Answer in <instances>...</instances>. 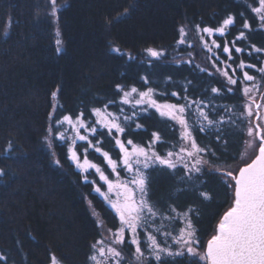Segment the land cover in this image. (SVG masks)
<instances>
[{
	"label": "trees",
	"instance_id": "16d2710c",
	"mask_svg": "<svg viewBox=\"0 0 264 264\" xmlns=\"http://www.w3.org/2000/svg\"><path fill=\"white\" fill-rule=\"evenodd\" d=\"M249 5L255 6V0H58L57 16L53 17L49 0H0V168L6 172L0 176V255L7 257L0 264H48L50 252L64 257L63 264H88L90 245L101 231L86 197L108 227L117 224L114 210L74 169L66 147L59 146V141L55 160L60 164L52 158L44 142L52 111L51 93L59 89L57 102L63 109H57V116L75 115L83 110L86 117L90 116L91 107L100 106V101L119 100L117 84L143 89L141 77L145 75L161 92L184 94L180 87L166 85V77L171 76L174 82L188 88L189 98L201 97L212 86L222 87L224 77H210L195 68L194 64H199L215 71L211 60L207 56L199 60L195 50L193 65L176 62L188 58L184 57L186 47L176 48L178 28L196 24L215 28L231 14L236 17L235 24L217 42L232 41L247 19L252 31H246L247 40L237 46L250 49V45H256L264 49V27ZM9 18L10 26L5 23ZM57 37L62 47L59 52L55 45ZM114 47L123 55L112 51ZM149 47L164 49L166 53L160 60H153L151 66L145 52ZM129 55L135 59H129ZM226 58V54L221 55L222 60ZM241 59L259 66L257 54L249 57L233 51V67ZM259 60H264V53L259 54ZM250 74L259 76L255 70ZM237 75L241 73L238 71ZM260 92H264V87ZM260 92L256 93L257 99ZM156 98L159 103L178 102L172 96ZM217 102L234 105L241 103V98L239 93L226 94ZM110 110L116 108L110 106ZM139 123L144 129L129 134L134 142L146 146L153 132H158L164 141L176 138L174 122L161 117L155 109L141 113ZM194 135L198 143L214 149L221 169L241 160L245 151L246 136L240 128L225 127L219 141L214 131ZM10 140L15 151L3 155ZM156 148L163 154L169 143L157 144ZM103 149L113 159L118 157L114 141L106 138ZM88 154L90 159L105 165L99 154ZM149 172L153 201L198 208L194 223L204 244L221 212L231 203V189L224 184L221 174L206 169L194 189L180 184L170 170ZM200 191L210 193L211 199H202ZM176 264H187V258H177Z\"/></svg>",
	"mask_w": 264,
	"mask_h": 264
},
{
	"label": "snow or ice",
	"instance_id": "6c2138e0",
	"mask_svg": "<svg viewBox=\"0 0 264 264\" xmlns=\"http://www.w3.org/2000/svg\"><path fill=\"white\" fill-rule=\"evenodd\" d=\"M49 3L50 14L56 17L58 0H49ZM249 7L255 19L264 27V0H255V6ZM127 13L128 9H125V15ZM243 16L241 13L242 19ZM235 21L236 17L230 14L215 28L201 27V24L181 25L178 28L176 48L182 45L193 47L187 37L194 29L200 37L201 46L211 54L209 60L215 71L194 64L191 52L187 60L176 62L194 64L201 73H207L210 77L216 74L224 77L222 87L212 86L201 97L189 98L188 88L174 82L171 76L166 77V85H176L184 94L181 95L179 91L161 92L158 87L152 86L153 81L145 75L141 77L145 85L143 89L117 84L119 100L100 101V106L91 107L90 116L86 117L83 110L75 115L64 113L57 116V109H63V105L57 102L59 89L51 93L52 111L48 115L44 136L47 148L55 156L57 141L60 142L59 146L66 147L67 158L82 173H86L83 180L93 186L94 192L108 203L119 218V227L115 230L104 229L103 222H97L104 231L90 245L88 259L91 264H176L177 258H187V264H264V115L261 112L264 92H260L264 87V60H259V54L264 53V49L256 45H250V49L237 46L238 42L247 40L246 31H252L247 19L243 20L242 30L232 41L218 43V38L226 36V30L234 26ZM5 23L10 26V18ZM56 43L60 45L61 41L58 39ZM60 50L58 47L57 51ZM112 51L123 55L119 48L114 47ZM233 51L249 57L257 54L259 66L241 59L233 67ZM145 52L150 58V66L153 60H160L166 54L164 49L152 47L146 48ZM222 54H226L225 60L221 59ZM129 59L135 58L129 55ZM251 70H255L259 76L250 74ZM238 71L241 73L239 76ZM258 92L261 102H257ZM237 93L241 98L239 104L217 102L226 94L235 96ZM158 95L176 97L178 102L161 104L156 98ZM110 106L115 107L116 111H111ZM124 106H128L127 111ZM149 108L174 122V141H164L158 132L152 133V140L146 146L130 138V133L144 129L139 120L141 113ZM225 127L240 128L246 136L245 152L240 161L242 166L221 169L216 163L219 157L214 149L198 143L194 135L214 131L219 141ZM106 138L114 141L118 148L117 159L103 149ZM162 143H169L168 150L163 154L156 148L157 144ZM90 149L103 157L109 173L106 174L100 165L88 159ZM14 151L15 145L10 140L2 154L7 156ZM55 163L59 165L60 161L56 159ZM156 169L170 170L178 176L180 184L194 189L206 169L221 174L224 184L231 189L232 201L206 244L202 243L194 223L199 216L198 208L194 205L181 208L175 202L161 203L151 199L149 170ZM90 170L102 183L89 179L92 174ZM121 171L128 175L122 178ZM181 172L183 175H180ZM3 175L6 172L0 168V176ZM199 196L204 200L211 199L207 191H200ZM125 248L134 250L125 252ZM6 260V256L0 255V261ZM63 260L64 257L49 253V264H63Z\"/></svg>",
	"mask_w": 264,
	"mask_h": 264
},
{
	"label": "rangeland",
	"instance_id": "374dc122",
	"mask_svg": "<svg viewBox=\"0 0 264 264\" xmlns=\"http://www.w3.org/2000/svg\"><path fill=\"white\" fill-rule=\"evenodd\" d=\"M55 28L57 29V26H56V25H55ZM55 28H53V29L55 30ZM57 32H58V29H57ZM54 35H55V34H54ZM57 36L59 37V35H57ZM58 37L55 39V45H56L57 48L59 47V48L62 50L61 45L59 46V45H57V43H56V41L58 40ZM205 38L207 39V37H205ZM60 39H61V38H60ZM187 40L190 41V42L192 43L193 47H192V48H189V49L186 48V52H185V54H184V57L187 58L189 52H191V53H192V57H194V54H195L194 50H195V51L198 53L199 60H205V56H207V57L209 58V54H210V53L207 51V49H204V48L201 46L200 37H199V35L195 32L194 29H193L192 31L189 32L188 37H187ZM210 55H211V54H210ZM187 59H188V58H187ZM256 98H257V94H256ZM257 101H258V99H257ZM163 103H168V102L166 101V102H163ZM163 103H161V104H163ZM124 107H125V110L127 111V110H128V106H124ZM111 111H115V110H111ZM261 112H262V113L264 112V108L261 109ZM262 115H263V114H262ZM91 119L94 120L95 117H93V118H91ZM245 139H246V138H245ZM135 143H137V142H135ZM137 144H139V143H137ZM114 146H115V143H114ZM115 148H116V150H117V153H119L118 148H117L116 146H115ZM104 150H105V149H104ZM89 151H93V152H94V150H92V149H90ZM105 151H106V150H105ZM244 152H245V151H244ZM96 154H98V153H96ZM51 155H52V153H51ZM66 155H67V148H66ZM99 155H100V154H99ZM52 156H53V155H52ZM89 156H90V155L88 154V159L91 160V161H93L94 163L100 165V166L105 170L106 174L110 172V169H108L106 165H102V164L97 163L95 160L90 159ZM100 156H101V155H100ZM56 157H57V156H56V153H55V156H53L52 158L55 160ZM115 159H117V158H115ZM240 161H241V160H238L237 162H235V163H234L232 166H230V167L235 168V167H237L238 165L241 166ZM69 162L72 164V166L74 167L75 170H77L78 172H80L81 176L86 175V173H82L79 169H77L76 166H75V164H74L72 161L69 160ZM102 162H103V158H102ZM102 162H101V163H102ZM103 163H104V162H103ZM223 169H224V168H223ZM90 172H92V174L89 175V179H90V180L95 179V180H97V181L99 182V178H98L97 175L94 174V171H93V170H90ZM127 175H128L127 173L121 171V177H122V178H123V177H126ZM110 178L115 179L114 176H111ZM99 183H102V182H99ZM105 187H106V186H105ZM102 190H105V189H102ZM85 197H86V196H85ZM85 199H86V203H87L88 208L90 209V211H91L93 217L96 218L97 222H98V221H102V222H103V225H104V229L111 228V227H108V225H106L105 222H104L101 218L98 217L97 213H95L94 209H93V208L91 207V205H90V202H89L88 197H86ZM231 199H232V198H231ZM105 202H106V201H105ZM225 209H226V208H225ZM225 209H224V210H225ZM224 210H223V211H224ZM223 211H222V212H223ZM114 212H115V211H114ZM222 212H221V213H222ZM115 215H116V213H115ZM116 218H118L117 215H116ZM97 224H98V223H97ZM98 227H99V225H98ZM118 227H119V218H118V220H117V224H116L114 227H112L111 229L115 230V229L118 228ZM99 229H100L101 232L104 231V229H102L101 227H99ZM101 232H100V233H101ZM99 238H100V236H99L97 239H99ZM124 250H125V252H131V251H133L134 249H133V248H125ZM87 262H88V264H91V261H89V259L87 260ZM48 264H49V263H48Z\"/></svg>",
	"mask_w": 264,
	"mask_h": 264
},
{
	"label": "water",
	"instance_id": "95a60500",
	"mask_svg": "<svg viewBox=\"0 0 264 264\" xmlns=\"http://www.w3.org/2000/svg\"><path fill=\"white\" fill-rule=\"evenodd\" d=\"M257 102H259V100H258ZM241 166H242V165H241ZM231 201H232V199H231ZM231 201H230V202H231ZM230 204H231V203H230ZM229 206H230V205H229ZM229 206L226 207V209L222 212V214L219 216V218H218L217 221L215 222V228H216V226H217V224H218L220 218L222 217L223 213L228 209ZM215 228H214V230H215ZM213 234H214V231H213V233H212L211 235H213ZM210 237H211V236H210ZM210 237H208L207 240H208ZM207 240L205 241V244H206Z\"/></svg>",
	"mask_w": 264,
	"mask_h": 264
}]
</instances>
